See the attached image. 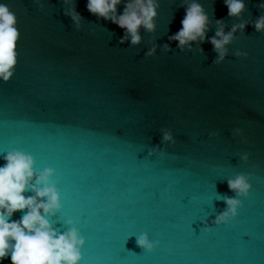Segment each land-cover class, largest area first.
<instances>
[{
	"label": "water",
	"instance_id": "obj_1",
	"mask_svg": "<svg viewBox=\"0 0 264 264\" xmlns=\"http://www.w3.org/2000/svg\"><path fill=\"white\" fill-rule=\"evenodd\" d=\"M156 2L155 30L141 27L132 45L87 0H0L20 32L14 75L0 80V166L19 149L37 174L54 170L62 208L49 220L84 237L80 264H264V31L253 27L262 0H244L238 17L224 0ZM193 2L208 38L247 25L220 64L208 39L183 50L169 39ZM238 175L249 195L217 225Z\"/></svg>",
	"mask_w": 264,
	"mask_h": 264
},
{
	"label": "clouds",
	"instance_id": "obj_2",
	"mask_svg": "<svg viewBox=\"0 0 264 264\" xmlns=\"http://www.w3.org/2000/svg\"><path fill=\"white\" fill-rule=\"evenodd\" d=\"M124 4L122 13L117 12V6ZM229 17H238L245 11L244 0H224ZM156 0H87L86 8L89 13L116 24L125 31L120 43H125L128 36L130 43L138 45L141 42L139 30L143 27L148 32L155 30L154 18L158 7ZM264 8V0L260 4ZM73 20L79 18L73 15ZM180 29L169 37L178 42L177 47L183 50L185 45L198 39L201 43L208 39L217 53L213 63L220 64L227 50L225 45L231 42L233 34L239 28L243 30L247 25H234L228 33L218 29L215 36L206 37L209 18L199 3H191L185 9ZM217 20V24H221ZM18 19L6 3H0V80L8 82L14 75L17 65L16 46L20 38L17 27ZM256 31H264V16H260L253 24ZM171 50L170 46H165ZM201 51H203L201 49ZM155 48L146 53L152 56ZM239 55V53H237ZM246 56L247 53H244ZM162 142L175 143L170 133H165ZM150 155L152 153H149ZM247 160V154L242 157ZM4 164L0 166V264L10 259L11 264H80L81 249L85 244L84 237L75 227L60 233L53 228L49 217L60 212L61 198L57 187L51 178L55 172L45 168L37 174L36 160L28 153L13 149L3 154ZM227 185L234 197H225L226 210L219 214L214 223L227 224L238 215V209L243 207V201L237 197H247L251 185L244 175L229 179ZM34 193L28 195L27 193ZM16 212H20L19 219H12ZM67 223L71 225L72 220ZM137 245L147 251H152L154 244L150 243L146 235L137 238Z\"/></svg>",
	"mask_w": 264,
	"mask_h": 264
}]
</instances>
